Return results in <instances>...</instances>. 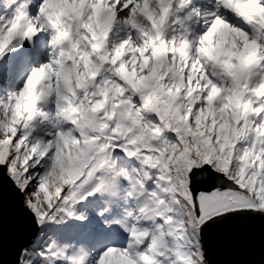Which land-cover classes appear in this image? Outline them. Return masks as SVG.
Masks as SVG:
<instances>
[{"label": "snow or ice", "instance_id": "obj_1", "mask_svg": "<svg viewBox=\"0 0 264 264\" xmlns=\"http://www.w3.org/2000/svg\"><path fill=\"white\" fill-rule=\"evenodd\" d=\"M0 264H264V0H0Z\"/></svg>", "mask_w": 264, "mask_h": 264}]
</instances>
